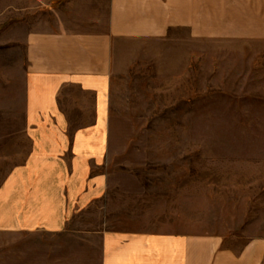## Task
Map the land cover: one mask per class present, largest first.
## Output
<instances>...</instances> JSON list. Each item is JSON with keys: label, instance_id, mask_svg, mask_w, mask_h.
I'll list each match as a JSON object with an SVG mask.
<instances>
[{"label": "crops", "instance_id": "1", "mask_svg": "<svg viewBox=\"0 0 264 264\" xmlns=\"http://www.w3.org/2000/svg\"><path fill=\"white\" fill-rule=\"evenodd\" d=\"M8 2L10 23L37 25L0 120V264H264V234L234 245L182 221L146 228L154 189L125 169L134 177L112 184L107 162L112 81L129 49L178 32L264 42V0Z\"/></svg>", "mask_w": 264, "mask_h": 264}, {"label": "rangeland", "instance_id": "2", "mask_svg": "<svg viewBox=\"0 0 264 264\" xmlns=\"http://www.w3.org/2000/svg\"><path fill=\"white\" fill-rule=\"evenodd\" d=\"M8 4L0 0V120L19 86L27 28L37 25L10 23ZM129 51L110 92V182L133 178L125 169L154 189L146 228L182 221L234 245L263 235L264 42L178 32Z\"/></svg>", "mask_w": 264, "mask_h": 264}]
</instances>
